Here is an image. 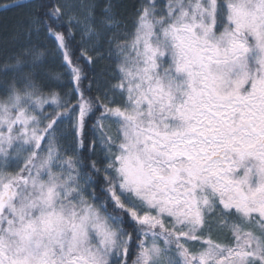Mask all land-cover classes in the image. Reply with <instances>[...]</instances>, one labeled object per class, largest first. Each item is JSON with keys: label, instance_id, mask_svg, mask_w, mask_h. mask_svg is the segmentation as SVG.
<instances>
[{"label": "snow or ice", "instance_id": "1", "mask_svg": "<svg viewBox=\"0 0 264 264\" xmlns=\"http://www.w3.org/2000/svg\"><path fill=\"white\" fill-rule=\"evenodd\" d=\"M25 6L0 264H264V0H0Z\"/></svg>", "mask_w": 264, "mask_h": 264}, {"label": "trees", "instance_id": "2", "mask_svg": "<svg viewBox=\"0 0 264 264\" xmlns=\"http://www.w3.org/2000/svg\"><path fill=\"white\" fill-rule=\"evenodd\" d=\"M125 2L131 3V0H125ZM27 10L28 9L25 6L21 8H14L8 12L0 11V40H3L5 34L11 31V29L17 24V22L24 18ZM76 40H79L78 36ZM72 44L75 50V55H79V47L76 45V41H73ZM56 68L58 69L59 67L56 66Z\"/></svg>", "mask_w": 264, "mask_h": 264}, {"label": "rangeland", "instance_id": "3", "mask_svg": "<svg viewBox=\"0 0 264 264\" xmlns=\"http://www.w3.org/2000/svg\"><path fill=\"white\" fill-rule=\"evenodd\" d=\"M22 2L27 3V0ZM38 44L41 46V48H47L48 54L45 57V64H46V69L49 74H55V73H61L64 71V68L61 65L60 59L56 57L53 53L52 50L54 49L55 45L52 41L50 40H41L38 42ZM59 67L58 69L56 68ZM45 111H50L49 108H45Z\"/></svg>", "mask_w": 264, "mask_h": 264}]
</instances>
